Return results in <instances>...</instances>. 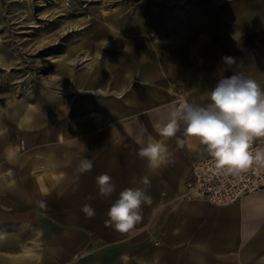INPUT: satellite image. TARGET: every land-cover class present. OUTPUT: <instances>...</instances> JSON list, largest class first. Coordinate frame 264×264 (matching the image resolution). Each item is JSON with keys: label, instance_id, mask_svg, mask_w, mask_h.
Instances as JSON below:
<instances>
[{"label": "rangeland", "instance_id": "obj_1", "mask_svg": "<svg viewBox=\"0 0 264 264\" xmlns=\"http://www.w3.org/2000/svg\"><path fill=\"white\" fill-rule=\"evenodd\" d=\"M163 15L177 18L176 26L165 27ZM195 15L209 18L196 26L185 22ZM153 16L173 34L172 40L161 44L150 36L147 43L123 35L131 32L132 27L142 28L147 34L146 27H154ZM146 43V58L135 50H127L132 44ZM197 47L204 48L205 52L200 53L205 63L199 67V82L195 85L188 82L191 67L186 56L193 54L190 48ZM156 50L180 54L177 79L161 83V79L146 82L140 78L142 65L153 63ZM223 57L234 58L235 63L226 67ZM114 60L120 63L119 73L132 74L119 94L113 87L117 74L112 67ZM89 62H100L104 68L105 92L94 91V86L86 81L69 84L66 90L58 86L63 69H70L75 79L76 73ZM234 73H242L258 83L264 79V0H0V112L6 101L13 103L10 110L16 112L20 110L19 101L36 104L41 92L58 91L70 100L67 111L59 113L58 121L72 130L67 141L70 144L49 139L33 128L35 131H27L21 138L26 145L16 153V163L0 157V165L11 168L18 176L17 188L0 189V209L9 215L0 218L6 219L0 226V236L21 234L28 249L18 252L0 248V254L36 256L40 260L51 252L52 239L56 240L55 256L57 252L61 255L60 248L66 242L74 250L84 243L86 246L89 240H98L94 228L99 218L87 219L81 211L82 205L91 203L83 198L89 194V188L96 187L89 184L95 178L90 171L77 179L76 172L82 158L97 165L98 149L94 146L99 142L98 131L118 129L127 134L121 138L123 143L146 142L157 128L156 114L162 109L167 113L181 102L175 92H184L183 101L206 105L218 80ZM144 86L154 88L156 94L145 105H133L135 91ZM98 100L113 101L120 110L103 107ZM168 119L169 114L164 120ZM18 120L8 121L7 126L13 127ZM76 123H86L85 129L76 131ZM76 144L85 148L79 149ZM50 173L53 177L59 175L53 185L45 179ZM19 191L26 194L20 202L14 200ZM93 192L90 190V194ZM68 211L77 212V221L65 222ZM69 227L68 234L65 229ZM81 252L82 249L74 251L71 257ZM252 262L251 258L249 263Z\"/></svg>", "mask_w": 264, "mask_h": 264}, {"label": "crops", "instance_id": "obj_2", "mask_svg": "<svg viewBox=\"0 0 264 264\" xmlns=\"http://www.w3.org/2000/svg\"><path fill=\"white\" fill-rule=\"evenodd\" d=\"M208 18L193 17L185 22L196 26L201 21H208ZM163 19L165 27L176 26L177 18L163 15ZM151 21L156 30L146 27L147 34H144L142 28L132 27L131 32L123 35H130L129 38L133 41L143 40L147 43L149 39H152L150 36L160 40L161 44L173 39V34L162 27L161 23H158L157 17L153 16ZM222 40L227 39L223 38ZM147 43V46L132 44L128 46L127 50H135L142 58H146L148 56ZM134 46L136 47L134 48ZM179 46L182 45L179 44ZM190 49L193 54L185 55L186 63L191 67L188 71V82L196 85L199 82V67L205 63V61L202 62L200 52L204 53L205 50L199 47ZM180 52L183 53L184 49L181 48ZM153 57L152 64H143L140 69L139 76L142 80L156 82L157 79H161V83H169L177 79V73L181 69L180 54H173L168 50H156ZM119 64L115 60L112 61V67L117 73L114 76L113 87L118 94L128 85L132 75L128 72L119 73L117 70L120 69ZM62 72V82H59L58 86L63 87L64 90L68 89L69 84L73 85L75 82L81 84L85 81L89 86H94L91 89L96 92H105L106 90V86L102 85L104 68L100 62H89L86 68L76 73L75 79L67 67ZM71 80H73L72 83ZM259 84L264 87V79ZM51 93L56 94L60 101H54L57 102L55 107L54 102L51 101L49 111L46 109L39 112L37 124L30 129L21 126L22 113L21 116L18 114L19 120L18 116L15 118L12 115L11 118L4 120L0 114V126L3 127L7 140L11 142L14 139L18 142L17 140L26 136L27 131H35L33 128H36L38 132L41 131L49 139H57L64 143L69 140L72 130L58 121V115L60 112L67 111L70 100L64 93L53 90ZM135 93L137 94L132 97V104L136 106L145 105L152 100L153 96L151 95L156 94L154 88L149 86L139 87L138 92L135 91ZM175 95L180 101L184 100V92H175ZM36 99V104L42 101L39 96ZM45 101L43 102L44 106H48L47 97ZM64 101L67 103L66 109L60 106ZM100 102L103 103V107L110 106L120 110V106L113 101L103 100ZM5 104L6 102L3 103V107ZM173 108L169 109L167 113L162 109L156 114L159 119L157 128L148 136L165 144L168 148L167 162L155 169H149L147 161L137 155L142 146L140 143L137 141V143H123L121 138L127 135L125 131L122 133L118 129L109 132L98 131L99 142L94 146L98 149V162L90 173L94 175V178L101 173H108L116 184V192L108 199L101 197L96 187L89 188V194L83 198L91 202L90 204L95 209V216L99 218L98 224L94 228V233H98V240L94 242L89 240L88 245L84 246V243L82 248L77 246L74 250L71 249L70 242H66L60 248L61 255L59 256V252H57L58 255L55 256L54 242L56 240L52 239L51 252L46 253L40 260L36 256L24 258L2 253L0 254V264H28V262L32 264L47 262L49 264H250L251 258L254 264H264V191L243 196L236 202L224 206H217L203 199L188 200L179 197L184 181L191 176L192 163L202 157L206 151L194 138L184 137L182 123L175 137L167 138L159 134L158 126L166 122L165 115L169 114L170 117ZM16 119L18 121L13 127L7 126L8 121H16ZM54 120L57 121V124L53 122ZM43 121L46 124L42 126ZM84 125L86 123H76L74 129L76 131L84 130ZM60 132L63 135L62 139L59 138ZM103 137L107 139H103ZM178 139L184 140L183 145L177 143ZM67 143L72 144L71 142ZM77 147L85 148L83 144L77 145ZM1 156L8 162L16 163L18 161L16 155L14 160H11L4 155L2 150L0 151ZM17 177L11 168L0 165V189L17 188L18 185L15 181ZM57 177L59 175L53 177L50 173L45 179L50 180L49 183L53 185V180ZM144 177L150 181L148 193L152 198V203L142 206L141 221L128 233H119L113 227L106 226L107 210L118 197L119 192L126 187L143 188L144 185L140 181ZM21 180L19 178V181ZM89 184L96 185L95 182ZM90 190L94 191L93 194H90ZM25 196V193L19 191L14 196V200L20 202V199ZM0 218H9V215L0 209ZM77 219V212L68 211L66 213L65 222L73 223ZM5 222L6 219H0V226ZM65 231L69 234L71 228L69 227ZM1 236L3 238H0V248L18 252L28 250L21 241V234ZM79 249H82V252L71 257L72 252L74 254V251Z\"/></svg>", "mask_w": 264, "mask_h": 264}, {"label": "clouds", "instance_id": "obj_3", "mask_svg": "<svg viewBox=\"0 0 264 264\" xmlns=\"http://www.w3.org/2000/svg\"><path fill=\"white\" fill-rule=\"evenodd\" d=\"M222 59L225 64L235 63L231 57ZM181 123L184 137L194 138L204 147L216 172L240 175L253 166L264 168V148L253 149V142L264 138V87L256 80L242 73L219 79L209 92L206 105L181 101L169 119L158 126V132L163 137H175ZM138 143L142 146L137 155L147 161L149 169L167 162L165 144L151 137ZM177 143L183 145L184 140L178 139ZM93 167L91 159H80L76 166L77 179ZM140 182L143 188L126 187L119 192L107 210L106 226L128 233L141 221L142 206L150 205L152 198L148 193V178ZM95 184L98 194L105 199L116 192V184L108 173L96 176ZM81 211L87 219L96 214L90 203L82 205Z\"/></svg>", "mask_w": 264, "mask_h": 264}, {"label": "built area", "instance_id": "obj_4", "mask_svg": "<svg viewBox=\"0 0 264 264\" xmlns=\"http://www.w3.org/2000/svg\"><path fill=\"white\" fill-rule=\"evenodd\" d=\"M255 148H264V138H257L253 142V149ZM210 160L205 152L192 164L191 176L185 184L187 197L224 206L242 196L264 190V168L253 166L240 175L221 174L215 171Z\"/></svg>", "mask_w": 264, "mask_h": 264}, {"label": "bare ground", "instance_id": "obj_5", "mask_svg": "<svg viewBox=\"0 0 264 264\" xmlns=\"http://www.w3.org/2000/svg\"><path fill=\"white\" fill-rule=\"evenodd\" d=\"M145 13V11H144ZM195 17H199L197 15H195ZM157 23V21H156ZM73 26V25H71ZM43 88V86H42ZM44 89V88H43ZM42 89V90H43ZM44 91V90H43ZM48 91V90H47ZM46 96H45V95ZM42 97V98H41ZM47 97V102H49L48 106H44L43 102L45 101V98ZM40 100H42L39 104H32V103H28L26 104L25 102L23 101H19V111L17 110L16 112H12L10 110L11 108V105H13V103L11 102H7L6 101V104L4 105V107L2 108V113H0L3 117H4V120H7L9 118H11L12 116L13 117H17L18 114H21L22 113V116L20 118V124L23 128H29L34 126L35 124H37L38 122V113L41 112L42 110H46L48 109V111L50 110V103L51 101H57L59 100V97L56 96V94H53L50 92H41L40 96H39ZM60 101V100H59ZM46 102V101H45ZM34 103V102H33ZM57 105V102H54V107ZM66 105L67 103L64 101V103L60 104V106L64 107L66 109ZM21 107H22V110H21ZM7 109L10 110L7 111ZM174 109V108H173ZM12 115V116H11ZM1 116V117H2ZM55 119V118H54ZM5 125V124H4ZM19 125V124H18ZM17 127V126H16ZM59 128V127H58ZM6 129V128H4ZM23 130V129H22ZM58 132V131H57ZM6 133H4L3 131V127L0 126V151L2 150V152L4 153V155L11 159V160H14L15 158V155H16V152L17 151H20L21 149L25 148V141L22 140V139H19L17 140L18 142H16L14 139L10 142L9 140H7V137L5 135ZM13 138V137H12ZM59 138L62 139L63 138V135L62 133L60 132L59 133ZM194 163V162H193ZM192 163V164H193ZM191 168V167H190ZM190 176V175H189ZM189 179V177L184 181V184H183V188L180 190L179 192V197L181 199H199V198H192V197H187L186 194H185V190H186V181ZM264 191V190H263ZM261 191V192H263ZM260 193V192H259ZM257 194V193H256ZM248 195H252V194H248ZM246 196V195H245ZM243 197V196H242ZM240 198H238L237 200H239ZM237 200H235L234 202H236ZM232 202V203H234ZM231 204V203H230ZM228 205V204H227Z\"/></svg>", "mask_w": 264, "mask_h": 264}]
</instances>
